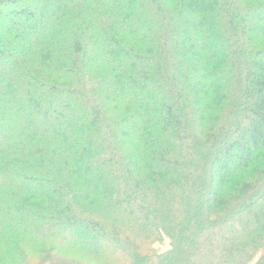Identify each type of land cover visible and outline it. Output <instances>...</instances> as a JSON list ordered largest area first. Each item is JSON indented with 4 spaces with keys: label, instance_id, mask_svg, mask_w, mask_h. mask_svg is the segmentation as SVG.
<instances>
[{
    "label": "trees",
    "instance_id": "obj_1",
    "mask_svg": "<svg viewBox=\"0 0 264 264\" xmlns=\"http://www.w3.org/2000/svg\"><path fill=\"white\" fill-rule=\"evenodd\" d=\"M0 264H264V0H0Z\"/></svg>",
    "mask_w": 264,
    "mask_h": 264
}]
</instances>
